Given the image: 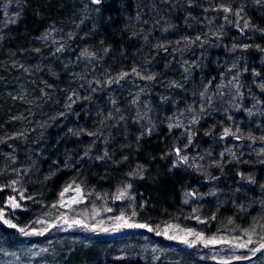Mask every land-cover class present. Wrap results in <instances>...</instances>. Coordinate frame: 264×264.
Listing matches in <instances>:
<instances>
[{"label":"rangeland","instance_id":"1","mask_svg":"<svg viewBox=\"0 0 264 264\" xmlns=\"http://www.w3.org/2000/svg\"><path fill=\"white\" fill-rule=\"evenodd\" d=\"M259 1L210 0L192 18L195 40L187 30L177 44L206 51L217 39L243 68L228 63L206 78L207 55L189 69L172 51L168 85L169 69L148 77L140 60L123 70L98 64L87 40L101 9L92 0L42 1L47 26L21 21L25 0H0V184L14 195L0 201V264H84L83 257L73 262L76 251L96 246L90 264H264V63L258 80L247 79L251 59L264 60V24L244 10ZM171 19L154 18L148 40ZM60 77L69 81L57 87L69 92L63 99L47 83ZM162 143L160 161L148 157ZM231 166L236 180L226 172ZM165 168L182 182L168 211L154 209L137 188Z\"/></svg>","mask_w":264,"mask_h":264},{"label":"trees","instance_id":"2","mask_svg":"<svg viewBox=\"0 0 264 264\" xmlns=\"http://www.w3.org/2000/svg\"><path fill=\"white\" fill-rule=\"evenodd\" d=\"M34 0H25V7H24V19L22 18L21 21H30L32 23V26H34L37 23L39 26H43L45 24L46 26L50 24V16L45 12L47 4L43 3L40 0V3L37 6H33L32 2ZM182 3V6H175L174 0H147L144 2L142 0H100L99 3H94L92 0V3L94 5H100V13L98 16H94L88 25V31L89 36L88 42L90 46L96 47L98 49V56L99 59L98 64L101 66H105L109 70H112V68H120V70L127 69L129 66H132L134 62L142 61V65L145 68V73L143 75L148 76L146 71H156L159 73H162L165 69H169V71L165 75L166 82L165 84H172L171 79L173 73H174V67L172 65L175 58V55L173 53H170L172 51L178 52L179 55H182L184 59V66H186L189 69H193L195 60L204 57L207 55L208 61L204 64V67L206 68L204 76L206 78H213L217 77L219 73L223 72V67L227 68L228 63L229 66H235L236 63L231 62L234 58L232 57V53L230 54L232 59H229L228 56H226V53L223 51V49H219L218 44L216 43L218 40H213V47H207L204 48L206 51H197L194 52L193 50L196 49V46H193L190 42H188L189 48L185 49L184 51H180L178 42H181L184 39V32H186V36L194 39L195 37L193 34H197V32L192 31L193 25L196 23L192 21L193 16L195 15H202V11L205 10V6L208 5V2L210 0H179ZM238 2H242V0H236ZM187 2H189L191 5L189 7L186 5ZM194 4H199L198 7H196ZM192 5L193 8H192ZM59 4H54L53 8L57 7L59 8ZM69 9V7H68ZM244 10L250 11L253 10V20L255 22H258V19H262V22L264 24V19L261 18L259 15L261 14L264 17V0H260L257 6L253 5H246L244 6ZM52 11V10H50ZM57 11V10H56ZM53 12V11H52ZM60 13H63L59 11ZM169 13V15H168ZM157 16H169L172 17L171 21L164 27H161V30L157 32L152 38L148 36L147 33L152 30L150 29V24L153 22L154 18L156 19ZM175 16V17H174ZM62 18H60L57 23H60V28H64L65 24L64 21L60 22ZM138 20H140V24L138 23ZM127 24L131 25V31L127 28ZM136 24L138 27H136ZM135 26V27H133ZM94 28H96V31H94ZM65 31L69 30V28H64ZM233 35L234 33H239L237 29H233ZM175 35L173 38L172 36ZM261 39L263 40L264 37L261 35ZM142 43V44H141ZM155 44V47H152L151 45ZM237 43H233L230 45L228 50L233 49L236 46ZM191 45V46H190ZM146 48H149L148 51H146ZM168 56L169 58H167ZM172 56V58H170ZM22 58H24L27 62L30 64L36 63L37 60L36 57L30 58L27 57V55L23 54L21 55ZM169 59V60H167ZM263 58H260V55H255L253 59H251L250 62V69L251 72L249 73V77L251 82H253L254 77L255 80H258L255 76L257 68L259 66L263 65L264 60ZM95 61L92 63L93 68H95V64L97 63ZM101 60L103 63H101ZM168 61V62H167ZM173 61V62H172ZM46 63L48 66L50 63L53 64V60L48 59L46 60ZM240 68H243V64L241 62H238ZM220 66H223L221 69ZM8 70H12L11 68H5L3 70V76L6 77L5 73ZM13 71V70H12ZM105 69H102L101 73H103ZM18 72H21V70H18ZM13 73V72H12ZM158 73V74H159ZM12 76V74L10 75ZM22 77V73L18 75V77ZM7 77H9L7 75ZM149 77V76H148ZM33 79H31L28 83L26 82V88L30 86L32 88V85H34L32 82ZM67 82L68 78H61L60 79H47V83L53 88H55L58 93L61 92L60 97L63 99L65 96L68 95V91L60 90L57 87L61 86L62 88H67ZM153 84V83H152ZM151 84L145 85L148 86ZM90 86V85H89ZM143 88V87H142ZM147 88V87H146ZM146 88H144L146 90ZM88 89H91L88 87ZM76 88L73 87V89L70 91H74ZM82 91V90H81ZM80 91V93H81ZM177 91V89H176ZM256 91V90H255ZM147 93V91H145ZM76 95H78L76 93ZM79 96V95H78ZM154 96V95H153ZM185 100H188L186 98ZM167 100L164 99L163 104ZM152 104L150 105V108L153 106L158 105V100L155 99L154 101H151ZM83 105H76L75 110H78V108L82 107ZM74 107V106H73ZM242 115L240 114L238 119L241 121L243 118H241ZM81 119H83V116H80ZM207 122V120H205ZM264 123V122H263ZM172 138V136H171ZM169 140V139H168ZM151 142H147L146 144L150 145ZM166 143H162V146L154 147L151 151L148 157L156 160H159V155L164 156ZM151 147H148V151ZM118 154V152H116ZM234 171L235 169L231 166L226 169V172L234 178ZM66 169L63 170L55 179L52 184V187L57 186L60 183V178L65 174ZM90 173L89 178H96L99 180H102V173L100 172ZM233 180H236L235 178ZM182 182L178 176L177 173L173 174L168 172V169L165 168L163 170H160L159 174L157 175L156 179L153 180V182L145 183L143 185L139 184L137 186L139 192L145 196V198L148 199V201H151L154 204V209L162 210L164 208L166 211L172 209V205L170 203L172 202H178L179 201V187L181 186ZM0 185H3L1 183ZM3 189L0 191V201L5 200V198L13 197L14 195L11 193L12 191H9L5 188V185L2 186ZM5 195V197H4ZM4 197V198H3ZM144 198V197H143ZM144 198V199H145ZM172 200V202H170ZM178 204V203H176ZM77 254H75L72 260L75 262L76 259L82 258V261H84V264H90L93 262L95 257L99 255L100 249L99 247H84V249L80 251H76ZM112 264H128L124 263L123 261H117L113 262ZM139 264V263H137Z\"/></svg>","mask_w":264,"mask_h":264},{"label":"snow or ice","instance_id":"3","mask_svg":"<svg viewBox=\"0 0 264 264\" xmlns=\"http://www.w3.org/2000/svg\"><path fill=\"white\" fill-rule=\"evenodd\" d=\"M93 2L94 3H99L100 0H93ZM3 223L7 224L8 227H11V228H15L16 227V225L9 223L7 220H4ZM76 223H79V221H77ZM85 227H86V225H85ZM137 227H143V225H137ZM19 230L20 231H24L23 229H19Z\"/></svg>","mask_w":264,"mask_h":264}]
</instances>
